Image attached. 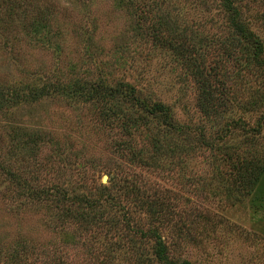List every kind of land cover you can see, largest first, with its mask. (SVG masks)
<instances>
[{
    "label": "rangeland",
    "instance_id": "rangeland-1",
    "mask_svg": "<svg viewBox=\"0 0 264 264\" xmlns=\"http://www.w3.org/2000/svg\"><path fill=\"white\" fill-rule=\"evenodd\" d=\"M232 4L264 60V0ZM228 14L221 0H0V90L15 95L0 97V264H158L155 227L174 264H264V179L236 190L233 175L240 158L264 170V79L243 74L237 50L226 57L212 45L206 72L233 105L207 118L193 72L155 39L198 46L227 34ZM101 82L128 83L166 107L184 127L171 134L177 145L204 144L156 160L166 126L126 130L130 103L63 94ZM238 119L257 132L236 155L242 131L225 130ZM126 181L172 204L168 226L122 199L97 223L87 201L116 199Z\"/></svg>",
    "mask_w": 264,
    "mask_h": 264
},
{
    "label": "trees",
    "instance_id": "trees-1",
    "mask_svg": "<svg viewBox=\"0 0 264 264\" xmlns=\"http://www.w3.org/2000/svg\"><path fill=\"white\" fill-rule=\"evenodd\" d=\"M221 1L223 2L226 10L229 12L227 18L230 22L228 24L229 27H227L229 30L227 29V34L224 37H214L210 38V40L202 38L201 41H198L196 43L198 46L193 45L192 48L185 46L188 45V43H175V41L173 42L172 40L161 39L158 35L155 37L156 41L160 45H162V47H167V49L170 50L177 58L184 59L187 67L190 68V72H193V78L199 88L197 103L198 108L207 116V118H210L212 115L217 114L218 110L221 107H225L226 104L228 105L230 103L231 105H233L231 103L233 99H229L228 96H225L227 84L222 80H219L216 73L206 72L207 69L204 64L203 58L208 56V50H210L212 45H216L215 50L219 51L220 54H223L226 57L232 56L233 51L237 50L238 53L241 54L240 59L245 62L242 69L243 74L246 75L245 72H250L252 71V69H255L258 77L264 79V60L262 59L261 43L240 20L237 9L233 7V0ZM219 48L221 51L219 50ZM188 50H191L192 53ZM251 73L254 72L252 71ZM44 87L45 86L36 91L33 96L40 97L44 93ZM62 90L63 94H65V91L68 90L65 95H67L69 98L86 96L87 100L94 102L109 104H120L122 102L130 103L131 106H134V109H136L140 113V117L136 116L137 111L133 109L130 112L132 113L133 117L129 115L126 118L124 124V128L126 130H130L132 128L134 129L137 126H144L145 124L147 125L149 124V122L153 124V121L154 124L158 126H166L164 129L166 133L163 132L162 138L163 150L159 140L157 141V144H153L155 149L153 151V154H155L156 160H158L157 154L161 156L165 155L168 158H173L172 154H174L175 152L177 154H189L190 152H194L197 148L196 146L198 145V143H201V145L204 144V142H201L200 139L202 137L206 139L205 136H202L195 143H186L184 146L174 143V139H172L171 134H173L175 131L177 133L182 132L184 127L176 128L171 123L172 118L170 116L169 110L166 107H164L160 103H149L147 99L142 98L140 96V93L138 94L136 89L128 83H120L114 87H110L106 82H101L98 84L85 83L76 87L69 85L67 87H64ZM29 96L30 95H25L21 98L27 99L29 98ZM0 97L13 100L15 95L10 94L8 96L7 92L0 90ZM117 106L120 107V105ZM115 108L116 107L114 106V109ZM112 111L117 113V111L115 110ZM239 120L240 119L231 121V123L225 130V134L230 133V135H233L235 133L234 130L242 131V139L241 141H239L238 145L235 146L236 150L234 151V153H236V155L239 151V148L245 147L246 145L252 146L254 144V140L251 136H253L255 132H257V130L246 129L245 124H243ZM260 121L264 122V115L261 117ZM245 130L249 131L247 132ZM225 134H223V136H226ZM223 136L221 138H223ZM193 144H195L196 146ZM212 144H215V142H212ZM140 158L142 157H139V159ZM237 163L239 165H235L233 167V175L235 177V184L237 185L236 190H238L239 188L246 189L252 187L258 179H260L261 177L264 179L263 169L257 166L249 165V163L243 158H240V162L238 161ZM146 165L149 166V162L147 160ZM100 188L101 190H108L101 185ZM118 193H120L119 195H117V198L119 200L117 198L113 199L107 195L103 197L104 199L102 200L97 199L93 202L87 201L86 205H88L89 207L98 208L97 213H95L98 214V216L95 217L98 218L97 220H99L97 223H104L103 220L106 218V216H108L106 209L108 207V209L112 208V210L117 209L114 207L116 205H119L117 202L121 201V199L122 201L125 200V203H129L134 207H138L140 210L144 209L145 214L148 215V219H150L153 224H157L159 228L168 226L169 221H171V218L174 217L173 211L171 210L173 208L172 204H166L165 201L159 200V197L156 195V193H153L148 197L146 195H143L133 181H126L125 184H122L119 187ZM62 196V198L65 200V193H63ZM101 205H106V208H101ZM125 213H123V219L125 220V223L132 224V222H130L131 219L128 217L130 219L129 220L126 217ZM107 223H109L111 226L116 225V223H114L113 221H107ZM134 230L135 234L139 233V230L136 227H134ZM151 235L155 239V243L157 244L156 260L158 264H174L168 257V250L164 245V240H162L161 235L159 234V229L155 227L154 233L151 232Z\"/></svg>",
    "mask_w": 264,
    "mask_h": 264
},
{
    "label": "water",
    "instance_id": "water-1",
    "mask_svg": "<svg viewBox=\"0 0 264 264\" xmlns=\"http://www.w3.org/2000/svg\"><path fill=\"white\" fill-rule=\"evenodd\" d=\"M105 179H106V178H105V177H103V178H102V182H105Z\"/></svg>",
    "mask_w": 264,
    "mask_h": 264
}]
</instances>
